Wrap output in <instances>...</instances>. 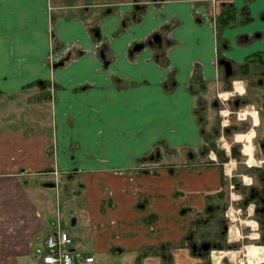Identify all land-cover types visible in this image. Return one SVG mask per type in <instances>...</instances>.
Masks as SVG:
<instances>
[{"label": "crops", "instance_id": "1", "mask_svg": "<svg viewBox=\"0 0 264 264\" xmlns=\"http://www.w3.org/2000/svg\"><path fill=\"white\" fill-rule=\"evenodd\" d=\"M61 1L0 0V264H44L37 251L61 222L44 210L36 184L62 192L69 227L85 240L71 243L94 255L89 264L126 249L141 262L170 256L169 247L155 248L186 230L182 201L201 209L203 195L219 187L217 166L195 152L217 123L212 98L244 100L232 130L241 149L237 132L252 129L253 152L264 137V63L239 65L264 48V0H217L237 9L221 30L215 0ZM154 28L162 38L148 42ZM62 45L75 56L55 63ZM224 102L211 105L221 120Z\"/></svg>", "mask_w": 264, "mask_h": 264}, {"label": "flooded vegetation", "instance_id": "2", "mask_svg": "<svg viewBox=\"0 0 264 264\" xmlns=\"http://www.w3.org/2000/svg\"><path fill=\"white\" fill-rule=\"evenodd\" d=\"M215 3L217 15L221 6L217 0ZM157 32L159 40L153 38ZM143 38L149 40L148 42L156 43L161 40L162 33L154 28ZM99 43L97 41L95 45H99ZM134 43V46H141L143 40ZM139 43L141 44L138 45ZM101 45L98 46V49ZM62 46L63 48H59L55 52V63L70 62L75 56L71 45ZM98 49L93 52L95 55H99ZM235 86L236 88L241 87V82L235 81ZM224 100L225 102L221 105L224 106L231 101L234 108H228L225 111V120L220 119L221 114L218 110L219 114L216 113L214 116L218 126L210 131L211 134L220 135L221 143L216 139L218 147H209L208 144H213V142L210 143L206 139L200 149L195 151L196 157L200 155L205 158L203 164L213 163L217 166L220 176L219 187L203 195L201 209L196 208L188 201H182L183 203L179 207L180 214L184 215L190 212V216L186 230L177 241L178 245H181L188 253L187 255L193 259L191 264H264V157L262 161H257L254 158L264 156V137L261 136L257 139L256 152H253L254 147L249 137L253 132L252 129L248 133L239 134L237 132L236 137H244L246 141L245 148L241 149V143L233 138L232 130L236 125H233L231 112L235 113V107H238L244 100L236 94L230 98L227 96ZM218 101L222 102L223 100L218 97L212 98L210 104L217 105ZM221 123L223 124L221 125ZM217 149H221L223 153L218 154ZM242 150L249 151L248 158ZM188 152L190 156L187 154L186 157L192 159L195 156L194 152L192 150ZM242 161L246 164L247 167L244 170L248 173H244L242 170L237 171L238 163ZM224 163L226 170L234 163L235 168L225 171L223 170ZM183 165L186 166L185 163ZM165 246L169 247V242L164 246L156 247L155 250L161 247L164 249ZM150 249L151 247L148 251H151ZM161 252L162 254L158 253L161 259L169 257L163 251Z\"/></svg>", "mask_w": 264, "mask_h": 264}, {"label": "rangeland", "instance_id": "3", "mask_svg": "<svg viewBox=\"0 0 264 264\" xmlns=\"http://www.w3.org/2000/svg\"><path fill=\"white\" fill-rule=\"evenodd\" d=\"M63 1L64 0H62L61 2H63ZM228 24L230 25L231 22ZM228 24H224V25L217 24V26L221 30L222 26L224 27ZM235 81H237V80H235ZM234 84H235V82H234ZM258 87H259V85L258 86L253 85V88H258ZM226 106H227V109L228 108H232V109L234 108L231 101H229V104H226ZM226 106L224 105L225 108H226ZM237 108L238 107H235V109H237ZM209 112L212 114L211 115L212 120H214V116L217 113V108L210 105ZM231 118L233 121L238 120L234 111L231 112ZM245 124H246V122H245ZM214 126H218V123H216ZM243 128L244 127H239L238 130H241ZM249 130H251V128H248V130L243 132V133H246V132L248 133ZM238 133L243 134L241 132H238ZM219 136H220L219 134H213V133L211 134V132H209L208 134H204L205 139H207L210 143L213 142V144H215V146H213L212 143L208 144L209 147H211V146L212 147H218L216 145V139L218 140L219 143H221L219 140ZM245 142L246 141L244 140V143H243L244 148H245ZM217 153L220 154V153H223V151L221 149H219ZM248 153H249V151H248ZM245 167H247V166H246V164H244L243 161L239 162L238 167H237V171L242 170L244 173H248V171L244 170ZM56 173H57V171L54 172L55 175H53V176L46 174V173H43V175L41 174V176H42V178L50 177V176L55 177ZM38 174H39L38 172H33V173L29 174L28 176L32 179L34 177H38L39 176ZM56 179H57V182H59V183L63 182V176H61L60 173L58 174ZM223 181L225 182L224 179H223ZM28 186H29V188H31V186L29 184H28ZM34 187H36L37 191H39L38 195H41V197H43V200L45 201L44 205H42L45 207L44 210H51L54 212L55 217L59 216L60 222L63 225V227L67 228L66 230L74 238V241H75L74 243L79 244V242H82L84 244L85 240L81 236V232L75 228L69 227L68 218L71 217L70 211L68 210L69 205L66 206V199L64 201H62V198L60 197L61 195L59 194L62 192L60 190L54 188L53 186L52 187H48V186L40 187L36 184ZM71 193H73V191H71ZM235 193H237V192H235ZM169 201H171V200H167V202H169ZM171 234H172V236H175L173 231L171 232ZM175 239H176V237L168 240V242H169V251L168 252H170L169 257L166 256L163 259H161L160 257H158V253H153V254H151V256H145L146 261L144 260L141 262L139 257L135 258L134 254L129 252L126 249L124 252H120V253L118 251H114V253L107 252V254L102 255L103 261L101 262V264H191V261H193V259H191L189 255H187L188 253L185 251V249L183 247H181V245H178V241H173ZM42 247H43V245L40 248H42ZM144 251H146V250H144ZM142 252L143 251H141V253ZM149 254H150V252H149ZM161 254H162V252H161ZM107 260H109V261H107ZM87 264H89V263H87ZM92 264H98V262L95 260V261H93Z\"/></svg>", "mask_w": 264, "mask_h": 264}, {"label": "built area", "instance_id": "4", "mask_svg": "<svg viewBox=\"0 0 264 264\" xmlns=\"http://www.w3.org/2000/svg\"><path fill=\"white\" fill-rule=\"evenodd\" d=\"M215 22H216V16H215ZM218 96L221 100L225 99V96H222V93ZM240 112H242V114L245 113L244 106L238 107L235 113H237V115H241ZM249 113L256 115L258 113V108L251 105ZM72 241L73 239L70 233L57 220L53 228L46 231L42 244L43 246L50 248L52 250H59L68 242H72ZM37 254L44 264H86L94 259V255H92V253H82L79 250L74 254L65 255V258L61 261V263L57 262L56 259H54L52 256H49L48 254L42 255L38 251Z\"/></svg>", "mask_w": 264, "mask_h": 264}, {"label": "trees", "instance_id": "5", "mask_svg": "<svg viewBox=\"0 0 264 264\" xmlns=\"http://www.w3.org/2000/svg\"><path fill=\"white\" fill-rule=\"evenodd\" d=\"M236 11V7L232 6L229 9L220 8L216 15V24L224 25L230 23L231 21L233 22L236 19ZM257 60L259 63H264V48H257L251 54H247L244 60L239 63V65H241V70L248 71L251 62H255Z\"/></svg>", "mask_w": 264, "mask_h": 264}, {"label": "bare ground", "instance_id": "6", "mask_svg": "<svg viewBox=\"0 0 264 264\" xmlns=\"http://www.w3.org/2000/svg\"><path fill=\"white\" fill-rule=\"evenodd\" d=\"M255 118H256V116H255ZM77 251H78V249L75 248L73 246V243H71V242H68L66 245H64L59 250H52V249L47 248L45 246H43L41 249L38 250V252H40L42 255L43 254H48L49 256H52L59 263H61V261L65 258V255H71V254H74Z\"/></svg>", "mask_w": 264, "mask_h": 264}, {"label": "water", "instance_id": "7", "mask_svg": "<svg viewBox=\"0 0 264 264\" xmlns=\"http://www.w3.org/2000/svg\"><path fill=\"white\" fill-rule=\"evenodd\" d=\"M153 38H154L155 40H157V39L159 40V34H158V32L155 33V34L153 35ZM140 44H141V43H139L138 45H140ZM219 61H221L222 64L224 65L225 73H226V74L231 73V70H232V68H231V64H232V63H231L230 59H228V58H226V57H221V56H220ZM44 183L47 184V185H52L54 182L48 180V181H44Z\"/></svg>", "mask_w": 264, "mask_h": 264}]
</instances>
